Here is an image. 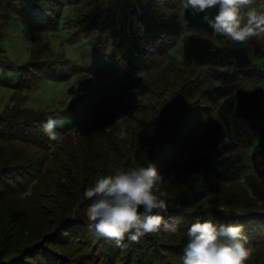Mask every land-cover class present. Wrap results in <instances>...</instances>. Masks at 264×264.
<instances>
[{"label":"trees","instance_id":"16d2710c","mask_svg":"<svg viewBox=\"0 0 264 264\" xmlns=\"http://www.w3.org/2000/svg\"><path fill=\"white\" fill-rule=\"evenodd\" d=\"M247 7L264 10V0ZM0 8L31 42L20 63L1 48L4 86L23 94L44 81L115 86L90 118L77 115L78 97L56 111H31L50 110L46 117L0 115V138L33 147L32 154L49 156L68 134L80 149L64 182L53 175L43 187L40 167L34 175L31 166L11 168L0 158V199L21 195L27 207L19 233L27 249L17 264H180L183 229L209 217L243 224L252 248L245 264H264V34L242 43L213 34L205 13L194 15L180 0H0ZM53 36L64 38L55 48ZM50 115L73 120L55 141L40 130ZM149 161L162 174L166 218H176L181 233H149L117 247L90 227L76 194L101 174ZM61 208L70 223L55 220Z\"/></svg>","mask_w":264,"mask_h":264},{"label":"clouds","instance_id":"9594fccd","mask_svg":"<svg viewBox=\"0 0 264 264\" xmlns=\"http://www.w3.org/2000/svg\"><path fill=\"white\" fill-rule=\"evenodd\" d=\"M194 15L205 13L204 22L213 34L233 42H245L264 34V10L247 7L253 0H180ZM216 8L211 18L207 9ZM67 118L48 116L40 130L50 140ZM162 174L154 162L146 166H121L112 174H101L83 192L87 200L86 218L94 232L126 246L149 233L175 236L182 225L167 217V193L160 188ZM186 243L180 264H245L252 254L245 226L238 222L221 223L213 217L197 219L183 229Z\"/></svg>","mask_w":264,"mask_h":264},{"label":"rangeland","instance_id":"374dc122","mask_svg":"<svg viewBox=\"0 0 264 264\" xmlns=\"http://www.w3.org/2000/svg\"><path fill=\"white\" fill-rule=\"evenodd\" d=\"M1 8L0 50L1 48H5V52L9 54V58H12L10 60L17 63L23 62L28 59V56L31 54L29 53L31 42L28 39H25L24 34L21 33L22 31L20 32L18 28H15L14 25L10 23V18L3 13ZM49 39L51 46L54 48L60 43V41L64 40L63 36H53ZM31 40L34 41V45H36V47L39 46L38 37H33ZM64 44V49L68 50L69 48L71 51L77 52V48H74L68 43ZM34 55L35 53L33 52L32 56ZM152 57L156 58L155 56ZM3 61L6 62L7 59H4ZM156 62L159 65V69H163L165 63H162V61L158 59ZM262 62H264V59ZM102 82L103 81L98 80L90 85H76L73 83L66 84L59 82L56 83L55 81H44L41 82L35 89H31L29 92L23 94L19 91H14V87L4 86L5 83H3V80H0V115H4V117L13 116L16 118H28L24 116L31 113L32 110H37V108L53 109V107H55L56 109L53 111H56L57 109L63 108L67 104L72 103L78 97L80 100H77L78 102L76 103V110L78 112L77 115L82 114L83 110L86 112L87 117L90 118L92 115H95L99 109L103 108L107 94L109 97L113 95L110 94L109 91L111 88L115 87L112 85L114 81H111L112 84L107 83L106 88L100 87ZM47 111L50 112V110ZM42 113L43 112L38 111L36 114L31 113L30 115H34L31 118H36L38 116L46 117L48 115L46 114L43 116ZM82 121H85V119ZM72 122L73 120L69 119L65 122V124L70 126ZM79 125L80 124H74V126ZM32 148L33 147L30 146L25 147L22 143H15L13 141L3 140L0 138V158L4 160L9 159V167L11 168L15 167V165H17V168L31 166L32 168L29 172L34 175L38 174L40 167L42 169L41 174H44V177L41 178L39 183V186L42 187L44 183H47V180H49L53 175L60 178L63 183L68 174L66 169L69 165L68 159H70L73 154L80 152L79 146H77V140L73 134H68L64 139L60 140L57 149L49 156L40 152L32 154L30 151ZM43 160L45 163L41 164ZM48 186H50V183H48ZM73 190L75 189L71 187V191ZM83 192L84 191L76 194L77 197L83 196ZM77 197L74 198L73 201L76 202ZM21 198V195H19L3 197L0 199V264H17L24 260L23 253L27 248H23L24 241L23 244L19 243L20 215L24 213L25 208L27 207L26 203H24ZM83 202L86 205L82 211L86 212L88 201L84 200ZM66 204L67 201H64L62 206H65ZM73 208L74 207H72L71 210ZM61 209V212L57 213L55 220L59 221V224H61V218H63L65 221L67 220L68 223H70V215H65L67 210L64 208ZM73 219L74 213L71 216V221ZM22 235L23 240L24 237H29V234H26V232L22 233ZM69 255L77 257L82 255V253L74 251Z\"/></svg>","mask_w":264,"mask_h":264}]
</instances>
